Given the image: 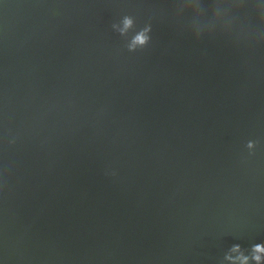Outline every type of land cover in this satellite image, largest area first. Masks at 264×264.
Segmentation results:
<instances>
[{
    "label": "water",
    "instance_id": "1",
    "mask_svg": "<svg viewBox=\"0 0 264 264\" xmlns=\"http://www.w3.org/2000/svg\"><path fill=\"white\" fill-rule=\"evenodd\" d=\"M0 264H264V0H0Z\"/></svg>",
    "mask_w": 264,
    "mask_h": 264
},
{
    "label": "clouds",
    "instance_id": "2",
    "mask_svg": "<svg viewBox=\"0 0 264 264\" xmlns=\"http://www.w3.org/2000/svg\"><path fill=\"white\" fill-rule=\"evenodd\" d=\"M138 41H139L140 43H143V38H138ZM256 250H257V251H260V250H262V249H260L259 246H258ZM256 259H259V257H256Z\"/></svg>",
    "mask_w": 264,
    "mask_h": 264
}]
</instances>
